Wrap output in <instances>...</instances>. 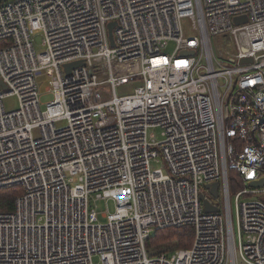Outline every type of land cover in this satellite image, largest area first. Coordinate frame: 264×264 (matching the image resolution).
Segmentation results:
<instances>
[{
    "label": "built area",
    "instance_id": "1",
    "mask_svg": "<svg viewBox=\"0 0 264 264\" xmlns=\"http://www.w3.org/2000/svg\"><path fill=\"white\" fill-rule=\"evenodd\" d=\"M0 81V189H20L0 212V264H264V187H249L264 178V0H0ZM98 201L114 204L105 223ZM185 226L190 248L149 254L155 231Z\"/></svg>",
    "mask_w": 264,
    "mask_h": 264
},
{
    "label": "rangeland",
    "instance_id": "2",
    "mask_svg": "<svg viewBox=\"0 0 264 264\" xmlns=\"http://www.w3.org/2000/svg\"><path fill=\"white\" fill-rule=\"evenodd\" d=\"M182 25H183L184 31L187 34L192 33L191 32L192 21L190 19H184ZM43 39H44V36H43L42 31H40V30L35 31L34 35L32 36L33 47H34V50L37 54L42 53L45 50V47L43 46ZM212 43H213V49H214V53H215L217 60H219L220 62H224L226 64L227 62L224 61L226 59L225 51L227 49H229V51L233 52V49H232L231 44H230V40L228 39L227 36L219 35V36H213L212 37ZM175 48H176V44L173 41H170L164 50V54L172 55ZM139 68H140V63L137 61L126 62V63L122 64L121 70L118 73H115V75L134 74L139 70ZM50 80H51V78L46 75V71L42 72L41 76H39L37 79L39 102L41 105V110H45L46 104L53 100V95L48 92V88H50V86H51V84L49 83ZM135 85H136V83H132L131 85H128L126 87H120V88H118L117 92H118V94H121L124 91H128V90L133 89L135 87ZM110 98H111L110 94H103V100H108ZM3 104H4V107L6 110H8V111L15 110L18 107V99L16 96H10L4 100ZM149 133L154 134L157 141L161 140L159 128L150 129ZM33 135L37 136V132H34ZM151 167L153 169H160V168H162V162L152 163ZM237 189L238 188H234V190L231 191L233 205H234V194L237 191H239V189L238 190ZM95 205H96V211L98 214L99 222L105 223L106 220L103 219L101 216L106 211L107 208H108L109 212H113L114 204L111 201H108L107 203H105L104 201H98L95 203ZM233 210H234V206H233ZM234 225H235V229H236L235 220H234ZM162 246H164V245H162ZM168 247L173 248V246H166L165 245V247H163V249H161V250L164 251V249L165 248L168 249ZM93 262L99 263V258L98 257L93 258ZM237 264H245V263H243L238 258Z\"/></svg>",
    "mask_w": 264,
    "mask_h": 264
},
{
    "label": "trees",
    "instance_id": "3",
    "mask_svg": "<svg viewBox=\"0 0 264 264\" xmlns=\"http://www.w3.org/2000/svg\"><path fill=\"white\" fill-rule=\"evenodd\" d=\"M229 176L231 190H234V188H238L240 190L241 185L236 177V173L230 172ZM19 194V188L0 189V212L12 211L14 207V200ZM193 238L194 229L191 226H185L178 229L169 228L155 231L146 246L150 255L167 253L177 249L190 248L192 246ZM165 245L173 246V248L168 247V249L165 248L166 250L164 249V251L161 250L165 247Z\"/></svg>",
    "mask_w": 264,
    "mask_h": 264
},
{
    "label": "water",
    "instance_id": "4",
    "mask_svg": "<svg viewBox=\"0 0 264 264\" xmlns=\"http://www.w3.org/2000/svg\"><path fill=\"white\" fill-rule=\"evenodd\" d=\"M234 22L236 25H241L245 22H247V17L246 16H243V17H237L234 19ZM116 27V23L115 22H111L108 24V37H109V42H110V46L111 47H114L115 46V42H114V36H113V30L114 28ZM194 52L193 51H188V52H185V55H193ZM251 62V59L250 58H247V59H243L241 61V63H249ZM82 63L81 62H73V63H69V64H66L64 66L65 68V72L67 74L70 73L71 69L77 67V66H80ZM3 88L5 89V85L2 84V82L0 81V88ZM253 177V174H250L249 175V178H252ZM249 187L251 188H256V187H264V178L259 180V181H255V182H250L249 183ZM206 189H210V192L211 194L213 195V197H217V189H218V184L217 183H214L212 185H206L205 187ZM202 198V197H201ZM204 205V211L205 212H216L217 211V208L215 207H212L211 205H209V203L207 202H204L203 203Z\"/></svg>",
    "mask_w": 264,
    "mask_h": 264
},
{
    "label": "bare ground",
    "instance_id": "5",
    "mask_svg": "<svg viewBox=\"0 0 264 264\" xmlns=\"http://www.w3.org/2000/svg\"><path fill=\"white\" fill-rule=\"evenodd\" d=\"M174 53V52H173ZM225 55H226V51H225ZM78 67V66H77ZM228 179H230V176H229V174H228ZM203 199V198H202Z\"/></svg>",
    "mask_w": 264,
    "mask_h": 264
}]
</instances>
